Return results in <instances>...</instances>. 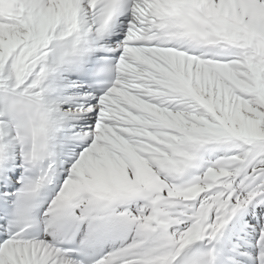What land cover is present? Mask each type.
I'll return each mask as SVG.
<instances>
[{
    "label": "snow or ice",
    "instance_id": "obj_1",
    "mask_svg": "<svg viewBox=\"0 0 264 264\" xmlns=\"http://www.w3.org/2000/svg\"><path fill=\"white\" fill-rule=\"evenodd\" d=\"M0 264H264V0H0Z\"/></svg>",
    "mask_w": 264,
    "mask_h": 264
}]
</instances>
